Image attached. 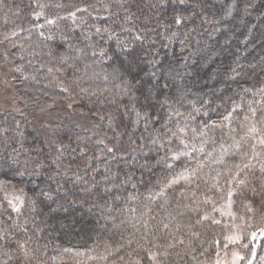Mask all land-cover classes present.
<instances>
[{
    "label": "snow or ice",
    "instance_id": "1",
    "mask_svg": "<svg viewBox=\"0 0 264 264\" xmlns=\"http://www.w3.org/2000/svg\"><path fill=\"white\" fill-rule=\"evenodd\" d=\"M169 6L157 39L150 25ZM5 8L15 14L0 0ZM54 8L0 33L4 91L18 78L39 85L0 107V264H64L66 254L75 264H255L264 248V0ZM173 45L179 58L164 51ZM245 76L254 83L233 89ZM29 100L44 130L31 143ZM60 117L67 122L54 127ZM77 226L94 246L49 239V228ZM242 240L246 251L229 254Z\"/></svg>",
    "mask_w": 264,
    "mask_h": 264
},
{
    "label": "trees",
    "instance_id": "2",
    "mask_svg": "<svg viewBox=\"0 0 264 264\" xmlns=\"http://www.w3.org/2000/svg\"><path fill=\"white\" fill-rule=\"evenodd\" d=\"M10 4H12L15 8V6H19L18 8H15V14L14 13H8L7 8L5 9H0V33L5 32V31H11L12 27L14 24H21L24 27H28V25L32 22H34V16L37 13L42 12L44 15H52L56 9L54 6L57 3H64L65 0H39L41 4H44V8H37L35 4V0H8ZM69 3L77 2V0H67ZM214 3L217 5L223 4L226 2V0H213ZM7 13V15H6ZM261 13L259 11H255L252 13L251 17H248L246 19L250 20L252 23H257L256 17L260 15ZM160 15L163 17V20L161 21V24L157 25L154 22L150 25L151 28H153L155 31L160 32V36L156 37L157 39H162L163 35L165 34L164 32V25L167 23H170V18L172 15L171 12V6H169L166 10L161 9ZM231 20V18H229ZM43 19L41 21H38L36 23H42ZM232 24H235L238 26V31H243L244 27L242 24L239 23V17L236 18V20L231 21ZM63 27V25H62ZM191 28V25L189 26V30ZM47 31V26L46 29ZM37 29H33V33H35ZM55 35H56V40L53 42L54 44H59L61 43L60 40V34L59 32H56L55 29H53ZM155 31H154V36H155ZM33 39H35V35H33ZM164 51H167L169 55H175L177 58L181 56L180 53V48L178 45H173L169 49H165ZM219 63V62H218ZM217 65L210 66L209 68L206 69V71H212L214 68H216ZM19 77V74H16ZM252 83H254V78L245 76L243 79L239 80L237 83H234L232 85L233 89H239V87H247L250 86ZM13 84L15 87L12 89L14 92V95L20 96L24 95L25 99H27V95H25V89L28 88H38L39 85H33L27 81H22L21 79H17L13 81ZM29 107L25 108L24 111L28 113L27 120L30 121L31 123V118L39 114V109L32 105V102L29 100ZM13 115L17 116V119H24L23 117H20L18 114L13 113ZM9 119H11L9 117ZM60 122H55L53 126L55 127L57 124ZM26 135L28 136V141L31 143L32 142V136L36 134V132L31 128V124L28 125V127L25 130ZM5 179V176L3 172H0V180ZM8 179H11V177H8ZM14 183L16 181H13ZM37 183H41V181L37 180ZM30 187V186H29ZM74 213L69 212L67 215H73ZM64 213H61V218L64 217ZM37 223H39V218L37 219ZM225 228L223 230L221 229H216L217 232H224ZM48 232L51 233L49 236V239H52L53 237H56L54 239L53 243L57 246H62V247H71L75 250H85V246L92 247L94 246L93 239L89 238V235L86 232H82L79 229V226H77L74 229L71 230H59L58 232L52 231V229H47ZM246 242H249L245 240ZM258 243H264V240H260L258 238ZM251 246V243L249 244ZM50 255H56L55 252L50 251ZM260 255H264V248H258L257 249V260L255 261V264H260L258 257ZM67 263H73L75 264V261L72 258V254H66L64 264Z\"/></svg>",
    "mask_w": 264,
    "mask_h": 264
},
{
    "label": "rangeland",
    "instance_id": "3",
    "mask_svg": "<svg viewBox=\"0 0 264 264\" xmlns=\"http://www.w3.org/2000/svg\"><path fill=\"white\" fill-rule=\"evenodd\" d=\"M3 77V73H0V80H2ZM10 79V77H9ZM14 95L13 90L11 89L9 92H5L4 91V86L2 83H0V107H9V101H8V97ZM55 116H58L59 113H54ZM42 116L41 113L34 115L30 120H31V128L36 132L37 130H39L40 132H43L44 130L42 128H40L39 125V118ZM51 119V118H49ZM61 120H64V117H60L58 120H56V122H60ZM64 122L66 123L67 121L64 120ZM244 214V210L241 208L238 210V215H243ZM224 223L226 225H230L232 223V221H230L228 218H225ZM236 223L241 224V231L246 234L249 230V228L244 225L241 221L237 220ZM250 223V221H249ZM257 223H259V221H257ZM231 231L233 233H236L237 230L236 229H231ZM229 232V228L225 227L224 233H228ZM243 243H248L245 240H242L240 242H238L236 245H229V254L231 253L232 250H238L241 251L242 253H244L246 250L242 247ZM223 255V254H222ZM67 264H73V263H67Z\"/></svg>",
    "mask_w": 264,
    "mask_h": 264
}]
</instances>
